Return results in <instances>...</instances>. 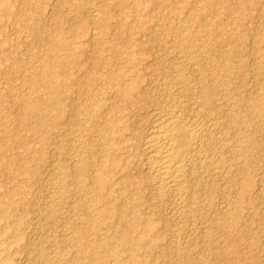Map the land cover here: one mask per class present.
<instances>
[{
	"label": "rangeland",
	"instance_id": "374dc122",
	"mask_svg": "<svg viewBox=\"0 0 264 264\" xmlns=\"http://www.w3.org/2000/svg\"><path fill=\"white\" fill-rule=\"evenodd\" d=\"M0 1L9 4V11L0 9V259L7 264H98L91 246L105 242L103 253L114 264L116 251L128 250L117 236L129 232L131 216L120 220L114 209L107 217L99 214L91 176L99 171L94 161L105 157L97 148H111L120 133L130 139L134 132L144 133L156 118L150 110L158 111L159 104L165 111L175 100L185 102L182 85L165 82V69L197 73L201 67L225 83L217 89L220 101L237 112L243 178L234 192L228 187L232 174L223 168L218 191L207 197L208 211L228 215L224 229H208L209 222L193 214L192 220L174 214L180 212L177 197L156 205L149 188L137 184L139 212L157 224L154 233L163 249L151 254L149 264H264V0ZM51 28H61L76 42L69 48L74 58L56 50V60L65 62L54 66L53 74L67 82L60 104L45 109L35 123L22 118V98L44 100L47 77H37V87L33 80L46 70L43 60L55 37ZM131 52L139 57L134 68L128 61ZM120 69L137 73V92H146V99L136 92L123 100L119 87L124 79L106 78ZM143 103L150 104L148 109L141 108ZM111 104L118 121L109 126L104 121ZM141 148L136 157L128 150L112 153L122 163L132 159L131 173L146 175ZM114 172L117 181L122 173ZM112 187L111 201L129 205V191L120 184ZM137 255L142 258L143 250ZM121 257L128 259L126 252Z\"/></svg>",
	"mask_w": 264,
	"mask_h": 264
},
{
	"label": "bare ground",
	"instance_id": "6f19581e",
	"mask_svg": "<svg viewBox=\"0 0 264 264\" xmlns=\"http://www.w3.org/2000/svg\"><path fill=\"white\" fill-rule=\"evenodd\" d=\"M0 9L3 11H9V4L1 2ZM107 19L105 18V21ZM63 31L64 30L61 28L49 29V32L55 36L54 39L50 41V53L52 52L55 55V58L52 60L49 53L46 56V59L43 60L46 70L38 76H36L37 74L33 76H36L33 80V86L35 87L38 85L39 77H47L46 85L42 87L44 94L42 98L44 97V100L39 101L40 97H38L36 100L31 102L30 100L22 98V118L32 119L35 123H37V121H39L44 115L45 109H48L49 107H56L61 102V88L66 85L67 81L59 79L57 78V75L53 74V67H62L65 62L64 61L62 63V60L60 59L56 60V56L58 57L56 50L64 53L65 57L72 60L74 55L69 48L72 43H76L73 40H68L63 35ZM93 35L94 34L92 32V36ZM128 61L130 67L134 68L139 63V57L135 52H131ZM165 70L169 75H166L168 80L165 82L171 83V85L175 83L182 85L184 96L186 97V100H184L185 102H181V100L174 101L172 99L174 101L173 104L170 103L172 107H170L171 105L168 106L170 108H165V111L162 109V111L160 110L161 105L159 104L160 111H157V109L156 111L150 110L156 112V118H154V120L152 119L153 121L152 123L150 122L151 125L148 129H146L147 131L144 130V133H141L142 131H140V133L131 132L133 135L131 139L130 137L125 136V134L123 135V133L118 134V141H114L115 143L111 144V151H108V148L110 147H105L103 143V145H100L97 148L99 155L105 157L106 159H102L100 161L98 160V162L94 161L99 171L94 176H91L99 192V199H97L98 212L100 215L107 217L111 209L117 210L119 215H121L119 218L120 220L124 219L127 213L131 216L130 220H127L129 232H125L124 234H119L117 236L121 247L128 244V250H117L115 253L116 259L114 264H149L150 256L154 251H161L163 253L161 239L158 234L154 233L156 231L155 229L157 224L153 219L141 216V213L139 212L140 203L138 202L139 192L137 184L149 188L151 194L150 196L154 197L156 205L161 206L162 202L167 197L168 199L173 196L174 198L177 197L176 199L179 200L177 201L179 202V206H176L175 208H178L180 212H175L174 214L182 213L186 216V218L188 216L187 219H191L189 216L193 214L195 217H202L205 221L207 220L209 222L207 225L208 229L212 227L224 229L228 226V215L226 216L221 213H217L218 211L216 210L212 213L211 211H208L206 208V206H208L207 197H210L212 193L218 191L217 176H221L222 173H224L223 168L227 167L226 172L232 174V177L228 180V187H230L231 190L240 187V182L243 178L240 168L241 166L239 167L241 156L239 157L238 151L241 147V128L239 125L240 122L238 123L237 112L231 105L224 107L225 102L220 101L219 94L217 92L220 84L224 85L225 83H220L215 77V73H213L209 68L200 67L197 73H194L193 69L184 70L180 67L177 69L174 67L173 70ZM132 73H127L125 69H120L117 72L107 74L106 76V78L110 81L115 78L124 79V82L119 87L123 100L130 99L133 97V94L137 92L139 76L137 73H133V75ZM162 79L164 78H161V83H165L162 82ZM156 80H159V78ZM166 89L168 90L169 88ZM137 93L142 100L146 99V92L139 91ZM43 104L44 109L41 108ZM147 107L144 103L141 105L142 109ZM189 107L192 108H190V111L192 112L191 115H188L190 112ZM116 108L117 107L114 104H111L108 108L107 113L110 115H108V119H105L106 121H104V123L106 122L109 126L114 125L118 121L113 115ZM196 108H199V110H196ZM185 111L188 112L187 115H183V112ZM194 113L197 115V118L195 119ZM95 118L96 114L94 120ZM99 118L101 119V117ZM100 119L96 121L102 122ZM104 129L105 127L103 129L100 127L101 132H104ZM133 140L136 141L134 144ZM130 141H132V143ZM140 146L142 147L141 150L144 152L143 155L145 156L146 162L143 164L146 163L147 171L144 170L146 171V175L142 174V170L140 171V175L137 174L139 172H137V170V173H131L132 165L130 164H132V159H129L130 164L128 161H124L122 163L119 155L112 153L113 150L114 152L116 150H128L131 156L136 157V154L139 153H136V151ZM134 149L136 150L134 151ZM242 157L244 158L245 156ZM107 162L113 166L112 169L107 166ZM116 170L120 171L122 174L119 178L117 177V181H114V176H116L114 171ZM115 184H120L122 186L121 188L125 190H123L124 192L129 191L127 193V202H129V205L124 203L118 204L111 201V198L115 193V188H113L112 185L114 186ZM175 201L174 203H176ZM235 202L232 204H237V201ZM224 210L230 213L228 207L226 209L224 208ZM226 211H224V213H226ZM179 214L178 216H181ZM120 220L118 225L121 224ZM228 224H230V222ZM139 228L141 229L138 230ZM107 244L108 243L102 242L91 246L94 254V262L98 264H111L112 261L109 262L108 260L109 254L107 255V253H103L105 248L108 246ZM138 249L143 250L144 255L142 258H139L137 255ZM121 251L123 253L126 252V255H128L127 260H124V256L121 257ZM84 260L86 262V259ZM0 264H7L6 258H1Z\"/></svg>",
	"mask_w": 264,
	"mask_h": 264
}]
</instances>
